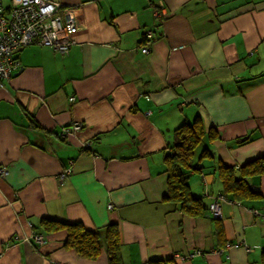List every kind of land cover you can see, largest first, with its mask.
Wrapping results in <instances>:
<instances>
[{"label":"crops","instance_id":"0c3cea01","mask_svg":"<svg viewBox=\"0 0 264 264\" xmlns=\"http://www.w3.org/2000/svg\"><path fill=\"white\" fill-rule=\"evenodd\" d=\"M50 1L71 8L74 43L18 50L0 87V264H109L62 248L63 230L36 249L45 218L116 224L122 264H264V174L247 179L257 196L234 203L217 170L264 158V0ZM197 116L220 140L188 176L208 208L194 218L166 199L163 158Z\"/></svg>","mask_w":264,"mask_h":264},{"label":"trees","instance_id":"16d2710c","mask_svg":"<svg viewBox=\"0 0 264 264\" xmlns=\"http://www.w3.org/2000/svg\"><path fill=\"white\" fill-rule=\"evenodd\" d=\"M149 40H151L149 35L144 34L141 41L147 44ZM143 48L148 49L147 45L143 46ZM15 58L17 60L16 56ZM29 120L28 128H39L33 118ZM252 137L248 135L245 138H238L236 143L243 145ZM216 140H220L217 127H212L205 131L202 120L197 116L192 122L183 123L173 131L172 141L169 142L167 154L163 158L167 176L166 199L177 205L180 211L190 217H201L208 208L203 206L201 199L193 197L187 184L188 176L190 171L195 168L197 169L200 166L199 168L202 169L203 165L201 166V164L205 163V159H214L209 145ZM89 146H86L85 150H89ZM198 153L200 155L196 160ZM218 165L217 170L219 171L224 198L234 203H241V201L258 195L248 188L247 179L260 177L264 174V158H255L237 169L225 166L222 163ZM238 171L240 178L236 177V172ZM219 220L215 219L217 235H220L222 229ZM61 230L66 233V238L61 244L62 248L73 250L79 257L90 261L96 260L104 252L109 264H122L119 229L116 224L88 230L80 223H66L45 218L40 221V232H34L32 238L33 236L41 235L45 243L49 234ZM33 243L36 249L44 245H39L35 241ZM149 264H174V261L173 259L151 261Z\"/></svg>","mask_w":264,"mask_h":264},{"label":"built area","instance_id":"2783aa9c","mask_svg":"<svg viewBox=\"0 0 264 264\" xmlns=\"http://www.w3.org/2000/svg\"><path fill=\"white\" fill-rule=\"evenodd\" d=\"M8 1V4H4ZM157 16V13H154ZM74 16L71 8L60 2L50 0H0V87L2 81L10 78L18 69L15 58L18 50L28 46H40L54 52L65 54L74 43L71 36L76 32ZM149 35V33H148ZM150 37V35H149ZM142 53L148 49L143 48ZM72 101L73 98H70ZM75 124L74 128L79 129ZM67 175L71 169H65ZM7 174L0 167V177ZM210 211L215 219L220 218L217 203L210 205ZM39 245L44 244L41 235L33 236ZM229 243L226 248H230ZM202 252L196 250L183 259H191Z\"/></svg>","mask_w":264,"mask_h":264},{"label":"rangeland","instance_id":"374dc122","mask_svg":"<svg viewBox=\"0 0 264 264\" xmlns=\"http://www.w3.org/2000/svg\"><path fill=\"white\" fill-rule=\"evenodd\" d=\"M4 4L6 5V4H8V1H5L4 2ZM77 31V30H76ZM71 38H72V36H71ZM73 40V39H72ZM22 49H24V48H22ZM22 49H20L19 51H21ZM46 49V48H45ZM17 54V53H16ZM251 135V134H250ZM199 152V151H198ZM200 153H198V155H199ZM69 175V174H68ZM67 177V173H66V170L65 169H62V171H61V173H60V176H59V178H60V180L61 181H63L65 178ZM46 243V242H45ZM44 243V244H45Z\"/></svg>","mask_w":264,"mask_h":264},{"label":"bare ground","instance_id":"6f19581e","mask_svg":"<svg viewBox=\"0 0 264 264\" xmlns=\"http://www.w3.org/2000/svg\"><path fill=\"white\" fill-rule=\"evenodd\" d=\"M64 133V132H63Z\"/></svg>","mask_w":264,"mask_h":264},{"label":"clouds","instance_id":"9594fccd","mask_svg":"<svg viewBox=\"0 0 264 264\" xmlns=\"http://www.w3.org/2000/svg\"><path fill=\"white\" fill-rule=\"evenodd\" d=\"M25 48V47H24Z\"/></svg>","mask_w":264,"mask_h":264}]
</instances>
